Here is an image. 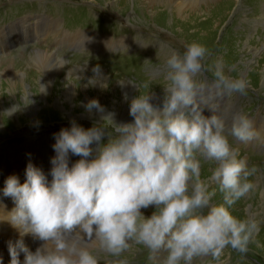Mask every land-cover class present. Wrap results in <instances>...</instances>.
<instances>
[{"label":"clouds","instance_id":"clouds-1","mask_svg":"<svg viewBox=\"0 0 264 264\" xmlns=\"http://www.w3.org/2000/svg\"><path fill=\"white\" fill-rule=\"evenodd\" d=\"M210 55L197 42L183 53L170 50L162 102L154 104L152 92L132 99L134 122L118 124L90 101L87 110L102 113L103 123L86 130L72 121L54 134L51 181L32 163L23 184L8 177L3 195L15 207L6 219L21 236L9 243L11 264H20L21 252L24 264H99L100 253L117 258L108 264H127L119 257L133 245L160 257L159 264L219 260L228 247L247 254L260 223L253 216L238 219L230 208L254 190L256 168L238 158L229 136L249 144L258 134L246 115L234 114L230 125L220 115L223 101L243 95L248 82L226 74L223 56L206 68ZM205 72L213 79L198 83ZM70 153L81 157L71 166ZM201 159L216 164L207 181ZM212 185L223 193L222 203H212ZM151 206L155 211L146 217L142 209ZM26 235L42 242L35 252L25 246Z\"/></svg>","mask_w":264,"mask_h":264},{"label":"rangeland","instance_id":"rangeland-1","mask_svg":"<svg viewBox=\"0 0 264 264\" xmlns=\"http://www.w3.org/2000/svg\"><path fill=\"white\" fill-rule=\"evenodd\" d=\"M149 1L0 0V43L7 38L6 32H2V28L7 23L28 15L38 17L41 14L48 18L45 19L42 29H39L40 43L19 47L0 56V141L2 137H10L12 134L26 136L32 131L50 127L59 128L58 132H60L64 128L70 129L72 121L86 130L94 125L102 124L103 121L99 119L100 116H97L95 109L93 114L88 115V112H85L86 109L78 107L85 103L83 94L86 86H89L91 93L93 89L100 88V84H95L93 80L104 81V86L107 85L106 97L117 98L121 94L125 102V95H128L129 98H127L131 101L134 95L138 97L141 93L153 92L154 94L157 91L163 96L165 63L169 51L174 49L183 53L187 44L200 43L211 54L204 61L206 68L212 66L216 57L223 56L226 74L233 78L242 76L248 82L247 90L243 95L234 93L223 101L220 106V115L229 125L230 118L236 113H242L254 122L258 139L251 143L239 144L229 136L232 147L238 149V158L246 159L250 169L256 168V172L250 177L255 184L254 190L247 198L237 201L230 211L238 219L255 217L260 223V228L253 242L250 243L247 254H241L228 247L219 260L205 257L196 260L198 263L195 262V264H264V19L261 16L264 0H241L245 8L238 9L232 6L228 15L225 16L221 8L218 11L215 10L218 6L215 3L203 6L200 12L186 11L180 14L176 9L165 7L160 2ZM138 2L139 5H137ZM61 26L64 30L57 29ZM24 34L30 38L33 32L27 29ZM87 34L93 36L97 42L104 38V42L107 41L109 44L102 43L103 46L100 44L99 47L92 39H86L85 42L89 45H85L82 38H91ZM76 39L84 47L71 52L67 45L73 47L72 41L76 42ZM56 47L62 50L54 53ZM84 50L90 51L85 53ZM37 51L52 54L59 64L66 62L62 68L64 71L53 74L51 81L54 83V80H57L56 88L49 90L47 98L39 89L42 88L44 77ZM95 53L101 57H96ZM204 74L208 79L202 74L197 78L198 83L211 82L212 73ZM12 75L18 77L17 83L13 85L10 81ZM98 75L106 78L101 79L97 77ZM21 77L27 83L32 95H28L26 91L24 93L21 89L19 83ZM70 83L71 86L74 85L78 98L81 97L73 106L60 103L65 99L63 93L67 92ZM146 84L148 87H144ZM129 89L130 95L126 94ZM129 100V104L126 102L128 107L131 104ZM81 102L82 104H79ZM110 103L106 105L109 106ZM226 103L231 104L224 106ZM82 114L95 117L87 118ZM204 114L211 115L207 109ZM72 115L81 118L74 119ZM81 115L86 117L82 118ZM116 123L119 124L118 121ZM102 142L106 143L107 137ZM55 143L54 134L48 136L40 133L38 136L0 144V174L7 172L13 161L19 162L27 158L41 160L43 157L55 156L53 149ZM92 147L97 148L98 145L94 144ZM239 148L246 149L242 151ZM6 154H8L7 157ZM256 154L259 156L251 158ZM79 159L81 157L69 155L70 166ZM201 161L202 165L205 164L203 168L201 167V179L207 181L211 176L207 168L214 167L216 164L203 159ZM206 163L209 164L206 165ZM22 169L20 165L14 168L19 175ZM210 191L215 192L212 203L223 202V193L220 192L218 185H212ZM0 193H3L1 180ZM3 197L15 207L11 197ZM154 211V206L142 209L146 217H150ZM33 247L37 249L38 246ZM0 248L6 251L7 259L11 261L9 245L1 242ZM147 253L148 250L143 246L133 245L119 259L126 260L127 264H150V262L159 264L160 257L152 260ZM24 255L21 252L19 260ZM99 255V264H108L109 261L117 259L103 253ZM20 262V264L23 263L21 260Z\"/></svg>","mask_w":264,"mask_h":264},{"label":"bare ground","instance_id":"bare-ground-1","mask_svg":"<svg viewBox=\"0 0 264 264\" xmlns=\"http://www.w3.org/2000/svg\"><path fill=\"white\" fill-rule=\"evenodd\" d=\"M150 1H157V2H160L161 5H164L165 7H169L171 8L172 10L173 9H176L180 14L186 12V11H197V12H200L202 11V7L207 5L208 3H215L216 5H218L216 7V11L219 10V8H221V12L224 13V16L225 15H228V13L230 12L229 10H231V7L232 6H236L235 8H238L240 9L242 7L245 8V6L242 5L241 3V0H150ZM149 1V2H150ZM150 4V3H149ZM137 5H139V2L137 3ZM147 9V7H146ZM162 9V8H161ZM167 9V8H165ZM160 10V9H159ZM261 11H262V15L263 16L262 18L264 19V6L263 8H261ZM164 12V11H163ZM162 12V13H163ZM175 12V11H174ZM220 12V11H219ZM218 12V13H219ZM242 12V11H241ZM240 12V13H241ZM201 14V13H200ZM210 14V13H209ZM242 14H245L244 12H242ZM185 15V14H184ZM182 16V15H181ZM198 17V16H197ZM182 19V18H181ZM259 19H260V16H259ZM184 20V19H183ZM198 20V19H197ZM197 20H194L197 22ZM49 21V20H48ZM47 21V22H48ZM262 21V20H261ZM46 22V23H47ZM195 22V23H196ZM257 22V21H256ZM255 22V23H256ZM264 22V21H263ZM254 23V24H255ZM49 26V25H48ZM51 27V26H50ZM55 28V27H54ZM42 29V28H41ZM59 30V28H57ZM54 30V29H53ZM56 30V29H55ZM27 31V30H26ZM44 31V30H43ZM52 31V30H51ZM46 32V31H45ZM52 33V32H51ZM59 33V32H58ZM62 33V32H61ZM86 34V33H85ZM54 35V34H52ZM70 36V34H68ZM68 35H66L68 37ZM78 35V34H77ZM82 36L84 34H81ZM80 35V36H81ZM88 36H90L91 38H87V37H81L83 40H86V39H92L94 41V44H97V46H99L102 43H107L109 44L107 41L104 42V38L100 41H96V39H93V36H91L90 34H87ZM55 37V36H54ZM99 37V36H98ZM65 38V37H64ZM57 39H59L57 37ZM68 39V38H67ZM109 41V40H108ZM105 44V45H107ZM93 46V45H92ZM91 46V47H92ZM96 46V47H97ZM110 46V45H109ZM63 47V46H62ZM100 47V46H99ZM81 48V47H80ZM94 48V47H92ZM95 49V48H94ZM36 53H38V59H39V64H40V67L41 69V73L43 74V77H44V82L43 80L41 82H43V84L41 85L42 88H39L41 93L43 92V94H45V98L48 97V93H49V90H52L54 87L56 88L55 86V82L57 80H54V83H52L51 79L53 77V74L55 73H60L61 71H64L62 68H63V65H66V62H63L61 64H59L57 62V60L52 56V54L48 53V52H45V51H37ZM38 62V61H37ZM76 70V69H75ZM17 75H12L11 76V84L13 85L14 83H17V79L18 77H16ZM97 77L101 78V79H105L106 77L105 76H102V75H98ZM22 78V77H21ZM56 78V76H55ZM23 79V78H22ZM20 80V86H21V89L24 91H26V93H28V95H32L30 94V91H29V88L27 86V83L25 82V80ZM93 82L95 84H100V88L99 89H93V92L91 93V89L89 88V86H86V88H84V91L85 93L83 94L84 95V101L85 103L82 104L79 103V104H82V106H78L79 109H86L85 112H88V115H91L94 113V109H92L91 111H88L87 108H86V105L90 102V101H93V100H96L99 102V104L103 107V109L105 110L103 114H107V113H113L114 114V120L115 122L118 121L119 123H131V122H134V118L130 115V107L126 106V102L128 103V95H127V99H126V102L123 101V96L120 94L117 96V98H114V97H106L105 96V93H106V90H107V85L106 87L104 86V81L103 80H93ZM93 83V84H94ZM103 84V85H101ZM207 84V83H206ZM125 86V85H124ZM131 86V85H129ZM128 86V87H129ZM133 87V86H132ZM67 88V87H66ZM124 90V88H123ZM81 92V91H80ZM40 93V94H41ZM130 95L131 93V90L129 89L128 92H126V94ZM153 93V92H152ZM48 94V95H47ZM56 94V93H55ZM63 95L65 96V99L60 102L62 104H67L69 106H73L76 102V100H78V94H77V91L74 87V85L71 86V83L69 85V87L67 88V92H65V94L63 93ZM82 95V93H81ZM56 96V95H55ZM103 96V97H102ZM126 96V95H125ZM124 96V97H125ZM50 97V96H49ZM77 97V98H76ZM154 97L155 99L152 101L154 104H160L162 102V98L163 96L161 95V93H158L156 91V93H154ZM237 97V96H236ZM29 98V97H28ZM111 98V99H110ZM136 98L135 95L133 96V98L131 99H134ZM1 99V98H0ZM131 101V100H129ZM109 106L106 105V103H109ZM232 102V101H230ZM129 104V103H128ZM231 103H226L224 106H230ZM9 108V107H8ZM37 109V108H36ZM95 113H98L97 116H100V120H101V115H103L102 113H100L98 110L95 109ZM8 112V111H7ZM10 113V112H9ZM82 115H86V114H82ZM81 115V116H82ZM87 116V118H92V117H95V116ZM86 116H82V118L86 117ZM71 118V116H70ZM72 118H76V119H80L81 117H75L72 115ZM232 119V118H230ZM15 150V149H14ZM48 152V150H47ZM71 155V154H69ZM54 157V156H52ZM51 157V158H52ZM202 160V159H201ZM201 163V167L203 168V164L202 165V161H200ZM210 163V162H209ZM209 163H206L209 164ZM216 167V166H214ZM214 167H210V168H207L208 169V173L211 174L212 170L214 169ZM213 168V169H212ZM250 195V194H249ZM3 193H0V243L3 242L4 245H9V243H13L15 244L18 240H15L17 238H20V233L19 231L14 228L9 222L8 220L6 219L8 213L11 212V210L14 208L12 203H10L9 201H5V198L3 197ZM253 196V195H252ZM262 200V199H261ZM15 205V204H14ZM24 244L25 246L32 252H35L36 250V247H33V246H36V239H34L31 235H26L24 236ZM23 255V254H22ZM11 257V256H10ZM20 260L24 263L25 261V255L20 257ZM21 263V262H20ZM22 263V264H23Z\"/></svg>","mask_w":264,"mask_h":264}]
</instances>
